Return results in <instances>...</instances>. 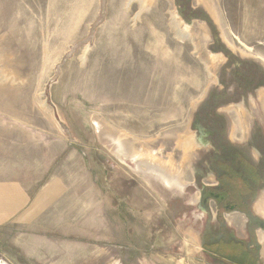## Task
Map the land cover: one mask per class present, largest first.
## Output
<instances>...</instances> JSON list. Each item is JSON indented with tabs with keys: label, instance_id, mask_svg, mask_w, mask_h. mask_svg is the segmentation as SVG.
<instances>
[{
	"label": "rangeland",
	"instance_id": "374dc122",
	"mask_svg": "<svg viewBox=\"0 0 264 264\" xmlns=\"http://www.w3.org/2000/svg\"><path fill=\"white\" fill-rule=\"evenodd\" d=\"M206 1L0 0V263H41L12 242L52 230L97 247L84 264H112L111 244L129 249L115 264H224L200 245L226 212L214 222L200 198L235 154L251 169L233 191L261 178L247 205L264 264V0ZM190 135L203 145L185 152ZM118 141L182 187L122 161Z\"/></svg>",
	"mask_w": 264,
	"mask_h": 264
},
{
	"label": "crops",
	"instance_id": "0c3cea01",
	"mask_svg": "<svg viewBox=\"0 0 264 264\" xmlns=\"http://www.w3.org/2000/svg\"><path fill=\"white\" fill-rule=\"evenodd\" d=\"M47 192L50 193L49 189H44L39 200ZM212 216H214V214ZM214 219H216V216ZM215 221L217 220H214V222ZM223 222L228 229L225 238L229 237L234 240H246L245 216L234 212L225 213L223 215ZM51 231L40 234L33 231L23 233L12 242L13 248L20 251L26 259L41 261L39 264H44L47 258H53L48 264H84L91 263V261H93L92 259H98L99 251L97 247L93 248L91 244L87 245L81 241L66 242L63 238L59 239L53 236L52 233H50ZM61 233V231L55 232L58 237H60ZM76 235L82 237L80 233L76 232ZM200 246L204 248L205 254H207L208 257L220 263L224 261V264H246L245 262L248 261L249 264H259L248 245L246 248H243L242 245L238 247L236 245L229 246V244H222L217 236L214 241L205 245L206 247L202 246V244ZM118 248L119 247L111 244L110 250H108L110 254L106 260L112 262V264H115V262L118 263L121 257H124L125 253L129 250L125 245H122L123 251L119 254L116 253V249ZM141 256L140 260L143 259L145 263L148 264L146 262L148 259L147 254L144 253ZM154 256L158 259L162 258V256H158V254L155 253ZM74 257L75 259L73 261L67 260L68 258Z\"/></svg>",
	"mask_w": 264,
	"mask_h": 264
},
{
	"label": "flooded vegetation",
	"instance_id": "af4514ba",
	"mask_svg": "<svg viewBox=\"0 0 264 264\" xmlns=\"http://www.w3.org/2000/svg\"><path fill=\"white\" fill-rule=\"evenodd\" d=\"M236 108L238 107L239 109L241 108L240 105H236ZM237 108V109H238ZM246 112V111H245ZM246 118V117H245ZM236 158H238L239 161H241L242 164V169H237L235 170L233 165L236 162ZM226 162V163H225ZM222 164H219V171L220 174L218 177H216L215 179V183L213 185L207 186V189L202 190V195L200 198V207H205L207 206L209 201H213L215 203V207H216V211L217 214L216 216V220L221 219V216L218 215L219 212L223 213H237V214H241L243 216L246 217V224H245V230H246V240H234L231 238H225L226 237V232H228L225 223L222 221V224L220 226V229L223 231L221 235H219V239L221 241L222 244H229V246H241L243 248H246V246L248 245L251 250L253 249V244L256 243L255 240V229L257 228H261L262 224L260 223V220L258 219V217L256 215H252L251 212L249 211V204L248 200L249 199V195L252 192L253 186L257 185L258 182H260L261 178L260 176L257 174L256 170H254L249 177V180H242V179H237L235 180V182L240 181L242 182L241 184V188L242 189H237V191H233L230 186H228V183H233L231 180L233 177H237L238 175H240V173H243L244 171L250 170L251 168L248 167L247 164H245L243 162V160L238 157V155H233L231 157V161H225ZM248 183V184H247ZM252 186H250V185ZM214 193V194H223L226 193L225 196H223V198H219L218 200L214 199V198H208L207 200H204V197L208 194V193ZM263 228V227H262ZM217 237V236H216ZM216 238H212L210 240V242L214 241ZM209 242V243H210ZM245 244V245H244ZM206 244H203L202 246H205ZM208 245V244H207ZM206 247V246H205Z\"/></svg>",
	"mask_w": 264,
	"mask_h": 264
},
{
	"label": "bare ground",
	"instance_id": "6f19581e",
	"mask_svg": "<svg viewBox=\"0 0 264 264\" xmlns=\"http://www.w3.org/2000/svg\"><path fill=\"white\" fill-rule=\"evenodd\" d=\"M128 1H135L138 6H139V10L143 11V9H147V7H150L151 3H153L154 0H127ZM201 3L204 4V6L206 8H208L207 6V1L206 0H199ZM209 9V8H208ZM174 12V11H173ZM140 14V11L138 12V14H136L135 16L137 17ZM174 16V18H177V12L175 11L174 14L172 15ZM171 21V20H170ZM172 22V21H171ZM177 22V21H175ZM174 23V22H172ZM171 23V24H172ZM178 23V22H177ZM174 23V26H177L176 28V32L178 35H181L182 29L178 26L179 24ZM188 27H190L189 23H184V30H187ZM183 30V31H184ZM188 35V34H187ZM191 39V38H190ZM238 108V107H237ZM242 108V107H241ZM243 109V108H242ZM238 111H240V113H243V115L246 113L244 111H242L241 109L238 108ZM242 116V115H241ZM245 118V116H244ZM122 136V135H121ZM191 136V135H190ZM120 137V135H119ZM114 139V138H113ZM120 139V138H119ZM122 139V138H121ZM123 140V139H122ZM125 141V140H124ZM133 141V140H132ZM201 138L197 137V136H191V137H185L180 141L181 145H183L182 149L185 152H190L192 151V147H199L201 145H203V142H201ZM130 142V141H128ZM136 143V142H135ZM130 147L127 148L126 144L122 141H118L116 143V149H115V154L119 156V158L124 161L125 159H129L131 162L135 163V168L140 169V165H142L143 170L145 172H148L150 174L153 173L154 177L161 182V184L166 185L167 187H182V185H178L179 180L177 181L175 176L173 175L172 177L169 176L168 170L164 168L163 163L158 160V158L154 157L153 154L147 153V154H143L141 152H137L136 151V146L134 144V142L129 143ZM137 144V143H136ZM128 145V144H127ZM146 146V145H145ZM144 147V146H143ZM179 147V146H178ZM114 149V148H113ZM144 149V148H143ZM181 149V148H180ZM146 151V150H145ZM148 151V150H147ZM146 151V152H147ZM124 158V159H122ZM171 160V158H169ZM173 160V159H172ZM129 161V162H130ZM138 161V162H136ZM174 161V160H173ZM125 162V161H124ZM171 163V162H170ZM133 167V168H134ZM137 169V170H138ZM169 169V168H168ZM141 170V169H140ZM173 170V169H172ZM177 172V170H176ZM180 174V173H179ZM177 189V188H176ZM0 264H4L3 262H1Z\"/></svg>",
	"mask_w": 264,
	"mask_h": 264
},
{
	"label": "water",
	"instance_id": "95a60500",
	"mask_svg": "<svg viewBox=\"0 0 264 264\" xmlns=\"http://www.w3.org/2000/svg\"><path fill=\"white\" fill-rule=\"evenodd\" d=\"M226 193L223 194H214V193H208L205 197L204 200H207L208 198H214L216 200H218L219 198H223V196H225Z\"/></svg>",
	"mask_w": 264,
	"mask_h": 264
}]
</instances>
